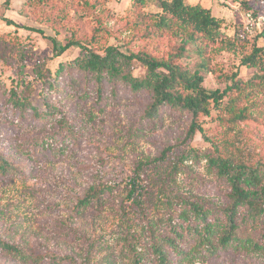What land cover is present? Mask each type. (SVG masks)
Here are the masks:
<instances>
[{
    "label": "rangeland",
    "instance_id": "rangeland-1",
    "mask_svg": "<svg viewBox=\"0 0 264 264\" xmlns=\"http://www.w3.org/2000/svg\"><path fill=\"white\" fill-rule=\"evenodd\" d=\"M90 1L95 4L80 7L70 1L12 0L6 9L0 0L1 87L10 90L18 83L28 87L31 102L42 111L46 104L40 94V73L54 74L60 63L84 59L88 49L104 53L106 46L116 45L128 54L139 51L141 45L131 43L126 30L132 0ZM185 1L211 8L224 21L222 40L210 44L205 53L212 70L204 73V86L224 91L235 75L258 82L256 76L264 70L243 64L242 58L255 46L264 47L263 38L258 37L264 23V0ZM144 10L158 8L149 0ZM103 24L107 32L101 29ZM52 38L59 45L73 41L86 48L72 47L57 55ZM173 49L166 44L156 53ZM200 61L192 51L182 58L194 68ZM134 74L144 76L145 70L136 64ZM83 91V82L76 80L54 100L59 108L56 115L65 117L74 133L65 134L58 122L44 126L36 118L4 122L5 105L0 104V149L16 167L8 174L0 171V236L33 256L67 255L76 259L75 264H135L136 238L148 241L147 226H155L157 218L167 214L168 194H197L212 208L213 216L221 219L227 190L224 184L217 186L209 166L212 155L253 167L264 165V102L257 92L251 95H257L260 103L258 117L233 122L230 109L212 105L211 114L197 120L202 129L190 139L187 131L193 117L164 114L148 120L145 111L151 100L146 95L126 93L100 101L97 96L82 97ZM230 93L223 107L229 106L231 95H237ZM52 133L62 138L61 144L56 141L48 148ZM133 179L139 180L147 195L148 220L128 197ZM96 183L112 185L111 197L101 213L81 212L78 202ZM243 226L256 237L261 231ZM0 264L18 263L0 254ZM182 264H264V253L230 249Z\"/></svg>",
    "mask_w": 264,
    "mask_h": 264
},
{
    "label": "trees",
    "instance_id": "trees-1",
    "mask_svg": "<svg viewBox=\"0 0 264 264\" xmlns=\"http://www.w3.org/2000/svg\"><path fill=\"white\" fill-rule=\"evenodd\" d=\"M11 1L3 0L6 9L10 8ZM29 1L49 4L53 0ZM55 1L64 4L67 1L76 2L80 7L95 4L90 0ZM148 1L132 0L131 19L127 21L130 42H139V51L131 50L128 54L116 45L106 46L104 53L85 49L87 55L84 59L60 63L54 74L40 73L43 84L40 94L46 104L42 111L31 102V90L28 87L23 88L18 83L7 90L0 85V104L5 105L4 122L14 124L16 121L19 123L36 118L44 126L58 122L65 134L67 131L73 132L69 121L56 115L59 108L54 100L76 80L84 84L82 97L97 96L100 101L106 96L117 98L126 93L148 96L151 100L145 111L148 120H158L164 114L192 116L193 121L187 131L190 139H193L197 130L202 129L197 120L202 115H210L212 105L230 109L233 122L258 117L261 114L258 108L260 103L257 95L251 93L257 92L264 102V74L256 76L258 82L253 81L252 77L245 80L235 75L232 85L224 91L204 86V73L212 70L205 53L210 44L222 40V17L214 14L211 8L190 4L185 0H153L158 11H145ZM242 4L247 6L245 1ZM4 20L13 23L9 18L4 17ZM101 29L107 32L108 26L103 24ZM258 37L264 40V23ZM52 41L57 55H62L72 47L86 48L80 42L69 41L59 45L55 38ZM166 44L174 49L163 55L156 53ZM188 51L200 56L197 68L182 62ZM242 63L264 70V47L255 46L251 54L242 58ZM136 64L144 68V76L134 74ZM46 76H52V79H46ZM259 86L262 89H256ZM233 92L237 93L234 97L231 95ZM229 93V106L223 107L224 98ZM61 140L52 133L47 140L48 148L56 141L60 145ZM209 162L210 169H214L217 186L224 184L227 190V203L220 208L221 219L213 216L212 208L197 194H168L165 200L167 214L160 215L155 226H147L150 232L148 241L136 238L135 264H182L195 257H215L230 249L264 253V165L253 167L238 164L228 157L217 155H212ZM15 168L0 149V171L8 174L15 172ZM113 191L114 187L110 184H93L76 207L81 212L89 210L101 213ZM146 196L139 187V180L133 179L128 197L148 220ZM114 201H109V204ZM245 224L252 228L259 227L261 231L258 237L249 233L243 226ZM0 254L18 264H42L45 260L50 264L76 263L75 258L67 255L33 256L20 245L8 242L1 236Z\"/></svg>",
    "mask_w": 264,
    "mask_h": 264
}]
</instances>
